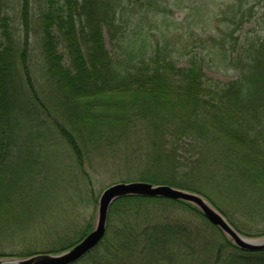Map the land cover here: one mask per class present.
Masks as SVG:
<instances>
[{
	"label": "trees",
	"instance_id": "trees-1",
	"mask_svg": "<svg viewBox=\"0 0 264 264\" xmlns=\"http://www.w3.org/2000/svg\"><path fill=\"white\" fill-rule=\"evenodd\" d=\"M247 1L227 5L229 9L238 8L242 14L250 0ZM39 2L40 7L34 12L32 0H17V16L23 26L20 29L13 26L15 20L9 11L12 2L0 0V200L15 201L17 199L11 198L16 191L27 190L22 183L27 168L19 163L31 162L32 154L23 149V143L36 137L27 122L36 127L32 123L33 112L40 117V120L37 118L39 123L50 122L47 113L50 109L47 101L39 96L40 89L43 94L62 98L61 105L65 109L76 106L80 115L75 120L83 124L82 129L86 128L91 138L104 133L108 124L102 121L111 118L110 108L121 110L125 124L146 121V125L160 124L161 128L169 124L171 127L164 133L173 135L177 142L188 140L187 145L192 144L194 150H198L201 143L206 148L205 142L216 136L214 126H218L225 135L231 134L235 142L245 144L248 149L245 155L255 162L253 167L259 165L261 169V173L254 171L248 182L253 187L263 185L252 191L264 189V13L259 18L258 33H247L240 42L234 31L229 34L230 45L223 49L239 75L221 81L208 76L204 65L206 56L217 51L194 48L198 39L192 37L191 43L185 34H176L170 40L169 34L159 26L158 31L153 32L154 23L158 21L156 11L171 8L169 0ZM32 12L37 17L38 27L31 23ZM105 32L112 48L120 49L118 53L107 46ZM31 33L35 37L32 43L22 39ZM220 44H226V40ZM178 55L187 57V62L179 64L175 60ZM66 78L77 84L67 90L63 87ZM111 95H119L121 99L116 101ZM47 126L54 131L51 125ZM57 131L62 130L58 127ZM185 146L181 150L186 151ZM147 154L145 157L146 154L141 153L148 164L138 171L140 178L200 193L238 231L248 234L226 208L200 187L196 174L185 171L190 165L187 160L184 162L174 156L168 162L158 150L153 157L150 151ZM17 156L21 161L12 164L10 158ZM129 168L136 169L132 164ZM239 170L247 173L246 169ZM181 173H184L183 178ZM256 177L261 178L260 182H255ZM237 200L242 202L240 198ZM144 202L150 214L154 203L184 204L191 212L195 211L199 223L179 222L169 214L159 219L153 217L154 222L146 218L142 229H137L136 224L132 227L129 222H135V211L141 210ZM131 213L133 216L129 215ZM139 245H143L139 254L146 264H264V250L239 248L194 205L143 196L118 199L111 207L102 242L74 264H133Z\"/></svg>",
	"mask_w": 264,
	"mask_h": 264
},
{
	"label": "rangeland",
	"instance_id": "rangeland-1",
	"mask_svg": "<svg viewBox=\"0 0 264 264\" xmlns=\"http://www.w3.org/2000/svg\"><path fill=\"white\" fill-rule=\"evenodd\" d=\"M10 1L12 8L9 11L15 20L13 26L21 29L23 26L21 19L17 16V0ZM169 1L171 8H167L165 12L156 11L158 21L154 23L153 32H157L156 27L159 26L169 34V38L176 37V34L183 36L185 34L191 43L193 38L198 39L193 45L194 48L200 51L207 48L206 50L218 52L208 54L205 58L207 75L221 81L236 78L239 71L232 67L225 57L223 46L229 47L228 41L231 39L229 34L233 31L239 42L247 33L259 32V18L264 13V0H250L242 14L238 12V8L229 9L228 6L238 0H228L229 2L227 0H193V3H191L192 0ZM39 7L40 2L32 0V10L35 12ZM222 7L225 10L223 13H221ZM31 23L38 27L37 17L33 15V12ZM205 31L207 34L204 33ZM105 36L107 46L113 53H118L120 49L112 48L106 32ZM23 37L24 41L27 39L30 43L35 38L34 34L27 38ZM224 39L226 44H220ZM219 54L223 56L220 58ZM33 55L37 56V53ZM175 60L179 64H185L187 57L178 55ZM75 84L77 82L66 78L63 87L69 90ZM43 93L40 89L39 96L45 102L47 101L50 109L47 110L50 114L48 116L50 122L47 124L51 125L54 131L46 123H39L38 114L32 113V123H35L36 127L29 122L27 127L29 129L31 127L36 137L23 143V149L26 148L27 153L32 154L31 162L19 163L27 168L20 167L24 169L25 177L22 183H25L27 190L16 191L14 198H11L17 199L15 201L8 203L10 199L0 200V258L20 255L26 257L31 256L28 255L31 253H50L52 250L62 252L72 247L94 229L100 195L104 189L114 183L143 181L155 185L168 184L147 181L140 178L141 175L138 173L146 165L145 163L148 164L145 158L148 157L147 153L150 151V157H153L157 150L164 154L168 162L171 158L174 159V156L184 162L187 160L190 165L188 171H185L188 174H196V182L200 187L226 208L233 220L235 219L238 225L248 233L241 232L242 234L254 238L264 236V189L252 191L263 185L259 183L253 187L248 182L254 171L261 173V169L256 164L253 167L255 162L245 155L248 153V149L244 147L245 144L235 142L231 134L225 135L220 127L214 126L216 138H210V142H205L206 148L204 143H201L198 150H194L192 144L187 145L188 140L181 139L182 143L177 142L178 139L173 135L164 133L165 129L171 127L169 124L163 128L160 124L155 127L151 124L146 125V121L125 124L126 119L121 117V110L113 111L107 108L108 112L113 114L102 123L108 126L105 127V131L101 129L104 131L101 136L91 138L87 135L86 128H83L86 134L83 132V124L75 120L80 115L76 106L65 109L61 105L62 98L56 99L54 94ZM111 96L114 99L117 98L116 101L121 99L119 95ZM79 99L82 100V98ZM71 100L69 98V103ZM58 127L62 130L61 132H55ZM183 146L187 149L186 151L181 150ZM141 153H145L146 156H142ZM17 157L10 158L12 164L21 161L19 156ZM192 161L195 163L193 164ZM130 164L136 169L129 170ZM239 169H246L247 173ZM183 174H180L181 178ZM260 180L257 178L255 182ZM239 198L242 202L237 200ZM137 205L138 203L131 209L132 213ZM153 205L152 214H150L144 202L141 210L135 211L136 223L129 222V224H132V227L136 224L137 229H142L147 222L146 218H151L154 222L153 217L159 219L169 214L179 222L199 223L195 211L191 212L192 210L184 204L159 202ZM132 213L129 215L133 216ZM141 247L143 245H139L138 252L134 253L133 264H146L145 259L139 254Z\"/></svg>",
	"mask_w": 264,
	"mask_h": 264
},
{
	"label": "water",
	"instance_id": "water-1",
	"mask_svg": "<svg viewBox=\"0 0 264 264\" xmlns=\"http://www.w3.org/2000/svg\"><path fill=\"white\" fill-rule=\"evenodd\" d=\"M126 196L161 197L184 201L198 208L236 246L247 251H263V237H249L238 231L208 199L199 193L168 184L143 181L119 182L108 186L99 198L94 229L72 247L58 253H41L26 257L0 258V264H74L94 250L104 239L112 205Z\"/></svg>",
	"mask_w": 264,
	"mask_h": 264
}]
</instances>
